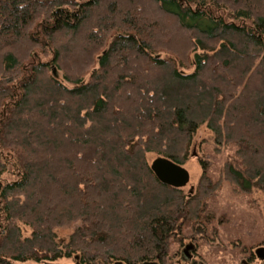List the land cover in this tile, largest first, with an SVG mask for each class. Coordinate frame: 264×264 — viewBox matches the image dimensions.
I'll list each match as a JSON object with an SVG mask.
<instances>
[{
    "label": "trees",
    "instance_id": "trees-1",
    "mask_svg": "<svg viewBox=\"0 0 264 264\" xmlns=\"http://www.w3.org/2000/svg\"><path fill=\"white\" fill-rule=\"evenodd\" d=\"M204 125L223 178L163 183ZM226 181L264 189V0H0V264L157 263Z\"/></svg>",
    "mask_w": 264,
    "mask_h": 264
},
{
    "label": "rangeland",
    "instance_id": "rangeland-1",
    "mask_svg": "<svg viewBox=\"0 0 264 264\" xmlns=\"http://www.w3.org/2000/svg\"><path fill=\"white\" fill-rule=\"evenodd\" d=\"M69 62H74V58ZM236 150L235 144L218 145L214 133L202 126L184 165L191 175L185 190L189 193L197 188L204 169L201 161L207 162L208 173L214 180L222 179L224 164ZM155 158V154L150 155L151 162ZM237 189L228 181L222 182L213 196L203 201L201 219L190 226L183 225L172 237L167 255L156 264H264L255 255V250L264 245V189L251 193ZM75 228L76 224L59 228V239L67 241ZM185 250L191 258L185 256ZM55 264L77 261L61 259Z\"/></svg>",
    "mask_w": 264,
    "mask_h": 264
},
{
    "label": "water",
    "instance_id": "water-1",
    "mask_svg": "<svg viewBox=\"0 0 264 264\" xmlns=\"http://www.w3.org/2000/svg\"><path fill=\"white\" fill-rule=\"evenodd\" d=\"M152 169L165 184L174 187H185L190 182V172L181 164L166 157H157L152 161ZM257 255L264 259V246L257 248Z\"/></svg>",
    "mask_w": 264,
    "mask_h": 264
},
{
    "label": "flooded vegetation",
    "instance_id": "flooded-vegetation-1",
    "mask_svg": "<svg viewBox=\"0 0 264 264\" xmlns=\"http://www.w3.org/2000/svg\"><path fill=\"white\" fill-rule=\"evenodd\" d=\"M261 246H264V245H261ZM261 246H259V247H261ZM189 247H190V246H187L186 248L189 249ZM259 247H258V248H259ZM256 250H257V249H256ZM256 250H255V255L257 256V258H258L259 260H261V261H264V259L260 258V257L257 255ZM184 253H185V256H186L187 258H191L190 254H188V252H187L186 250L184 251ZM159 261H160V260H158L157 262H159ZM243 262H246V261H243ZM148 264H156V263H148Z\"/></svg>",
    "mask_w": 264,
    "mask_h": 264
}]
</instances>
